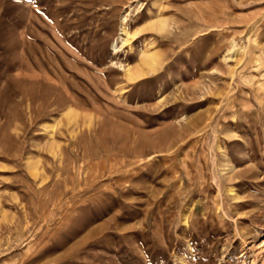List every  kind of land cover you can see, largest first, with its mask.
<instances>
[{
	"label": "rangeland",
	"instance_id": "1",
	"mask_svg": "<svg viewBox=\"0 0 264 264\" xmlns=\"http://www.w3.org/2000/svg\"><path fill=\"white\" fill-rule=\"evenodd\" d=\"M0 264H264V0H0Z\"/></svg>",
	"mask_w": 264,
	"mask_h": 264
},
{
	"label": "bare ground",
	"instance_id": "2",
	"mask_svg": "<svg viewBox=\"0 0 264 264\" xmlns=\"http://www.w3.org/2000/svg\"><path fill=\"white\" fill-rule=\"evenodd\" d=\"M157 21L159 24L162 23L161 19L157 20ZM123 32L125 35L128 34V31L126 30V28L123 29ZM142 55H143L142 61L144 63L149 64V65H151L153 63V61H154L153 60V54L143 52ZM127 74H128V78L130 80H135L138 77L142 76L144 74V72L142 71V69H140L139 66H136V67L128 69Z\"/></svg>",
	"mask_w": 264,
	"mask_h": 264
}]
</instances>
